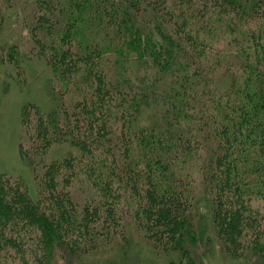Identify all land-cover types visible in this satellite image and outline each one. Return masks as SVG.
<instances>
[{
	"label": "trees",
	"instance_id": "obj_1",
	"mask_svg": "<svg viewBox=\"0 0 264 264\" xmlns=\"http://www.w3.org/2000/svg\"><path fill=\"white\" fill-rule=\"evenodd\" d=\"M32 4L28 53L57 104L22 108L39 188L0 172V264L98 254L134 229L165 264H204L197 176L223 252L264 264V0ZM56 144L76 150L45 159Z\"/></svg>",
	"mask_w": 264,
	"mask_h": 264
},
{
	"label": "rangeland",
	"instance_id": "obj_2",
	"mask_svg": "<svg viewBox=\"0 0 264 264\" xmlns=\"http://www.w3.org/2000/svg\"><path fill=\"white\" fill-rule=\"evenodd\" d=\"M33 0H0V11L5 23L0 30V48L15 44L20 61L17 65L9 61H0V172L13 178H19L27 186L30 195L37 197L39 185L36 184L33 171L22 158L19 143L23 132L21 124L22 108L25 104L35 103L42 110L49 111L57 104L54 92L51 68L43 61L31 57L30 36L27 29V16L33 8ZM20 51V52H19ZM154 113V115H152ZM142 122L152 123L158 119V114L152 111ZM76 148V147H75ZM76 149L66 144L51 146L45 159L60 158L75 152ZM200 207L196 227L205 229L203 241L197 249L201 250L204 264H251L249 259L230 257L223 252L221 244L213 234V226L204 213L208 205L207 192L203 194V181L195 178ZM64 188V187H63ZM202 199V200H201ZM203 211V212H202ZM126 216L125 218H127ZM130 231V230H129ZM126 241H119L103 247L97 254L72 256L64 254L63 249L57 248L53 259L48 264H165L167 256L157 253L137 230L127 233ZM107 254V255H104ZM30 262V261H29ZM10 264H18L10 262Z\"/></svg>",
	"mask_w": 264,
	"mask_h": 264
}]
</instances>
